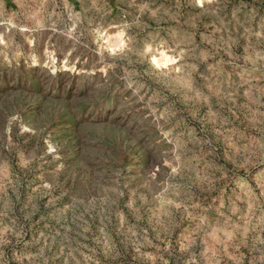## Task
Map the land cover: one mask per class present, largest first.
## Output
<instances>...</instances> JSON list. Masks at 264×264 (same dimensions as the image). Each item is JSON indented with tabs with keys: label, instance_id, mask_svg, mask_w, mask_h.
I'll list each match as a JSON object with an SVG mask.
<instances>
[{
	"label": "rangeland",
	"instance_id": "obj_1",
	"mask_svg": "<svg viewBox=\"0 0 264 264\" xmlns=\"http://www.w3.org/2000/svg\"><path fill=\"white\" fill-rule=\"evenodd\" d=\"M0 264H264V0H0Z\"/></svg>",
	"mask_w": 264,
	"mask_h": 264
}]
</instances>
